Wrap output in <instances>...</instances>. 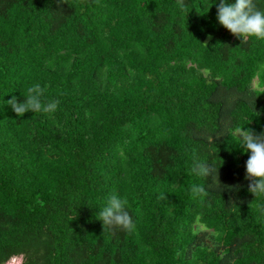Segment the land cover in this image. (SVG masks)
<instances>
[{
  "label": "trees",
  "instance_id": "1",
  "mask_svg": "<svg viewBox=\"0 0 264 264\" xmlns=\"http://www.w3.org/2000/svg\"><path fill=\"white\" fill-rule=\"evenodd\" d=\"M218 2L0 0V264H264L237 135L264 134V42ZM34 83L57 111L19 117ZM113 193L133 230L99 219Z\"/></svg>",
  "mask_w": 264,
  "mask_h": 264
},
{
  "label": "clouds",
  "instance_id": "2",
  "mask_svg": "<svg viewBox=\"0 0 264 264\" xmlns=\"http://www.w3.org/2000/svg\"><path fill=\"white\" fill-rule=\"evenodd\" d=\"M215 2V0H213ZM212 7V6H211ZM217 20L220 25L228 29L232 34L243 39L264 42V0H219L217 7ZM264 74V60L257 62L255 76ZM255 79V77H254ZM46 87L40 83L30 85L26 92H22L24 100L13 97L7 103L13 111L23 117L26 112L54 114L60 101L43 99ZM239 147L244 152L250 151L246 161V179L252 183L249 191L256 198L264 199V134L254 135L247 129L240 132ZM213 165L207 161L193 158L192 172L197 177H207L213 174ZM193 198H202L206 192V186L194 182L190 186ZM99 219L105 224L131 231L135 228V221L129 201L119 194H110L106 203L99 210Z\"/></svg>",
  "mask_w": 264,
  "mask_h": 264
},
{
  "label": "rangeland",
  "instance_id": "3",
  "mask_svg": "<svg viewBox=\"0 0 264 264\" xmlns=\"http://www.w3.org/2000/svg\"><path fill=\"white\" fill-rule=\"evenodd\" d=\"M237 135L239 137L240 133H238ZM22 263H23L22 257H15V258H12L10 261H8L6 264H22Z\"/></svg>",
  "mask_w": 264,
  "mask_h": 264
}]
</instances>
